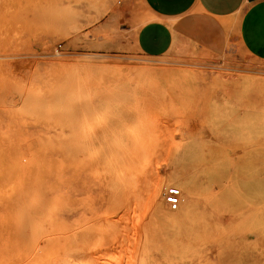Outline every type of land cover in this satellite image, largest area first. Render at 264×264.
<instances>
[{"label": "rangeland", "instance_id": "374dc122", "mask_svg": "<svg viewBox=\"0 0 264 264\" xmlns=\"http://www.w3.org/2000/svg\"><path fill=\"white\" fill-rule=\"evenodd\" d=\"M147 2L0 0V264H28L15 200L36 198L40 247H64L133 189L92 263L264 264V59L198 11L171 20L167 52H137Z\"/></svg>", "mask_w": 264, "mask_h": 264}, {"label": "bare ground", "instance_id": "6f19581e", "mask_svg": "<svg viewBox=\"0 0 264 264\" xmlns=\"http://www.w3.org/2000/svg\"><path fill=\"white\" fill-rule=\"evenodd\" d=\"M80 67H81V65H80ZM95 118H97V117H95ZM103 129H101V132L104 131ZM60 132H62V131H60ZM102 134L103 133H100L101 136H102ZM97 142H98V140H97ZM99 145L101 147V144L100 143H99ZM101 150H103V149H101ZM107 152H108V150L106 152H102V153H107ZM113 154L112 155L110 154L111 156L109 155L110 157L108 159V164L111 165V166H112V163L114 162V158H115ZM90 157H92V156H90ZM105 159H107V158L105 157ZM0 161H2V160H0ZM117 166H118V164H117ZM10 167H11V165H10ZM131 181L133 182V180H131ZM127 182H125L124 184H126ZM151 183H152V180H151ZM145 184H146V182H145ZM127 185H129V184H127ZM163 186H164V184H163ZM149 187H150L149 189H150L151 197L155 201H157L158 200V197H159V192H160V184H159V182H157V181L156 182H153ZM127 188H128V186H127ZM134 188H135V186H134ZM108 189H110V188H108ZM133 191H134V189H133ZM135 191H137V189ZM20 192H22V191H20ZM132 192H130L129 195L128 194L127 195H122L121 197H118L117 199H114L113 198L112 199V201H113L112 207L109 208V210H107L106 212L103 211L104 213L101 214L99 220L96 221L97 226H95V225L94 226H86V227L82 228L81 229V233H80L81 234V240L78 238L80 240V242L77 245H67V246H64V247L63 246H60L59 244H55L52 247H45V248L40 247L39 246V244H40V237H41V234H42L41 232L43 230L44 221H43L42 218H33V219H31V218L28 217L29 210L31 208V204L33 202H36V198L35 197L31 198L29 196V198L27 197V199H24L21 203H19L18 201L15 200V203L13 205V216H14V219L16 221V226H17V228H16V234H17L18 237H20L22 239L21 250H22V252H26V259L28 261V264H85V263L89 264L88 262H91V264H96L95 262L92 263V261H95V258H97V256H99L101 254V251H102V249L101 250H99V249L96 250L97 247H96V244H95L96 243L95 240H96L97 235H98V234H96V232H98L97 231V228L100 229L102 232H103V229H107V231L105 230V232H103V234H105L107 236V238L111 237L114 234L116 236H118V238L120 237V234L123 233V226H122V228H120L121 227L120 226L121 225V222H123V220H126L125 218L128 217L129 213L131 212L130 211L131 210V206H132V204L134 202L133 199L136 198V195H134ZM42 194H44V193H42ZM33 196H34V194H33ZM9 198L11 199L10 195H9ZM55 209H56V205L53 204L52 205V211L54 212ZM7 221H9V220H7ZM127 221H128V219H127ZM11 222H14V221H11ZM5 223L6 222H4V224ZM124 229H125V227H124ZM56 230H57L56 228L55 229H51L50 230V233H53ZM95 247H96V249H95ZM42 248H43V251H42ZM119 248H120V246H119ZM122 249L123 248H120V250H119V251H122V253L119 252L120 253V257L117 258L116 264L119 263V262H121V260H123L124 257H125V251H124L125 249H123V250ZM104 254L102 256L100 255V257L102 258L104 256ZM106 255H105V257L107 259V256ZM100 257H98V258H100ZM108 260H110V256H109V259ZM111 262H113V260Z\"/></svg>", "mask_w": 264, "mask_h": 264}, {"label": "crops", "instance_id": "0c3cea01", "mask_svg": "<svg viewBox=\"0 0 264 264\" xmlns=\"http://www.w3.org/2000/svg\"><path fill=\"white\" fill-rule=\"evenodd\" d=\"M150 16L134 35L137 52L159 56L174 41L172 19L198 11L238 25L239 39L255 56L264 59V0H147ZM131 28L128 26L126 30Z\"/></svg>", "mask_w": 264, "mask_h": 264}, {"label": "built area", "instance_id": "2783aa9c", "mask_svg": "<svg viewBox=\"0 0 264 264\" xmlns=\"http://www.w3.org/2000/svg\"><path fill=\"white\" fill-rule=\"evenodd\" d=\"M181 191L179 188L169 187L165 193L166 202L171 210H177L180 205Z\"/></svg>", "mask_w": 264, "mask_h": 264}]
</instances>
